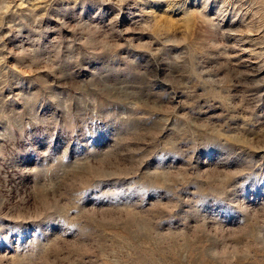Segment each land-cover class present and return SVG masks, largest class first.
<instances>
[{"label":"rangeland","instance_id":"obj_1","mask_svg":"<svg viewBox=\"0 0 264 264\" xmlns=\"http://www.w3.org/2000/svg\"><path fill=\"white\" fill-rule=\"evenodd\" d=\"M0 264H264V0H0Z\"/></svg>","mask_w":264,"mask_h":264}]
</instances>
